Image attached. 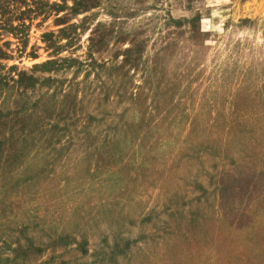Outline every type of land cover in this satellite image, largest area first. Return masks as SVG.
<instances>
[{"label":"rangeland","instance_id":"374dc122","mask_svg":"<svg viewBox=\"0 0 264 264\" xmlns=\"http://www.w3.org/2000/svg\"><path fill=\"white\" fill-rule=\"evenodd\" d=\"M0 264H264V0H0Z\"/></svg>","mask_w":264,"mask_h":264},{"label":"trees","instance_id":"16d2710c","mask_svg":"<svg viewBox=\"0 0 264 264\" xmlns=\"http://www.w3.org/2000/svg\"><path fill=\"white\" fill-rule=\"evenodd\" d=\"M54 64V62L53 63H51V62H47L46 64H45V66H47V65H53Z\"/></svg>","mask_w":264,"mask_h":264}]
</instances>
